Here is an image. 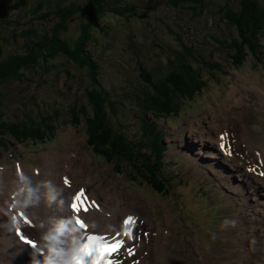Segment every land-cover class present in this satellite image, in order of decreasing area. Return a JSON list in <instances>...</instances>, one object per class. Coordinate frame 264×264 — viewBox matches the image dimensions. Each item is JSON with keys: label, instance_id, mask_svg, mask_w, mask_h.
<instances>
[{"label": "rangeland", "instance_id": "374dc122", "mask_svg": "<svg viewBox=\"0 0 264 264\" xmlns=\"http://www.w3.org/2000/svg\"><path fill=\"white\" fill-rule=\"evenodd\" d=\"M37 1L0 0L2 56L26 51L28 40L21 33L23 29L33 27L40 34L60 20L53 12L47 18L39 17L40 13L53 11L57 2L60 7H66L71 3L84 4L86 0H45L51 6L45 4L34 13L32 9ZM121 1L116 6L126 10L117 14L106 10L93 26L94 39L87 44L97 64V81L89 78L85 68L57 54L35 69L24 70L21 80L0 83V120L39 121L48 131L46 119L49 115L56 116L53 134L42 143L18 142L8 132L1 138L4 144L0 146V165L9 169L6 171L13 170L15 157L23 163L34 184L51 181L58 190L57 200L49 203L46 189L40 186L39 201L34 198L35 206L25 211H34L45 226H51L56 221L70 220L66 203L78 186L86 187L91 197L93 191L98 199L104 198L102 193L108 189L116 192L114 225L121 215L129 212L140 218L145 216L146 224L152 225L153 219L157 222L151 226L156 243L150 239L134 256L140 259V264H264V174L257 177L245 165L233 161L234 157L213 155L214 151L219 152L216 135L225 128L234 137L230 146L235 157H239V152L245 154V149L251 152L250 146L254 143L264 146V96L257 91L259 88L264 92V41L259 40L260 53L247 54L243 64L235 62L229 53L236 55L237 48L228 46L237 35L235 28L216 12L219 6L225 5V0H209L208 6L204 4L194 14L187 5L172 7L153 0ZM213 8L216 10L209 11ZM86 20L80 12L67 15L62 37L71 41ZM213 38L220 40L219 44ZM180 57L201 66V79L207 82L194 100L183 102L175 116L156 121L163 130L166 151L162 170L170 186L162 195L153 192L144 182L119 174L113 162L93 154L85 144L84 113L79 111V120L74 123L68 109L72 104L78 109L84 106L85 113L90 115L92 108L83 89L103 87L112 99L119 101L113 105V128L122 129L131 140L138 141L144 130L141 114L136 113L135 96L144 89L145 81L139 63L156 80L168 73L172 65H179ZM233 93L236 95L230 99ZM242 134L251 137V145ZM75 147L81 159L73 160V187L65 190L57 174L59 163ZM202 163H208L210 171L213 167L216 173L207 174ZM33 164L41 169L37 177L32 175ZM121 168H127L126 173L130 171L128 167ZM8 195L5 186L0 187V236L10 227ZM132 201L141 203L140 207ZM106 216L95 213L92 217L86 215V220L90 224L94 222L91 228L106 229L108 225L102 223ZM159 222L170 234L160 239L162 251L157 252ZM30 230L38 233L35 227ZM142 231H148L143 223ZM142 231L140 237L145 236ZM28 250L19 248L15 253L23 258V264L32 257ZM13 255H8L7 262H12Z\"/></svg>", "mask_w": 264, "mask_h": 264}, {"label": "trees", "instance_id": "16d2710c", "mask_svg": "<svg viewBox=\"0 0 264 264\" xmlns=\"http://www.w3.org/2000/svg\"><path fill=\"white\" fill-rule=\"evenodd\" d=\"M121 0H86L84 4L71 3L66 7H60L57 2L53 11L47 10L39 14V17L47 18L53 12L60 17L48 30L43 33L36 32L33 27L22 30V35L27 37L26 51L21 53H9L2 56L0 47V83L10 79H20L26 69H35L38 64H43L57 54H61L79 68H85L89 78L97 81V64L87 48L88 41L93 40L92 30L97 20L105 15L106 10L113 14L121 13L123 8L116 6ZM170 5H187L196 13L197 8L204 4L209 5V0H165ZM122 2V1H121ZM236 3V4H235ZM49 1L39 0L32 11L37 13L44 8ZM235 4V7L233 5ZM219 6V5H218ZM216 9H210L213 12ZM80 12L86 17L81 24L79 34L71 41L62 37L66 30V17ZM216 12L221 18L235 28L236 37L228 46L237 48V54L229 53L236 63L243 64L247 54H258L261 51L259 40H264V0H226L224 6H219ZM219 44L220 40L213 38ZM189 48V47H187ZM186 48V49H187ZM190 50V49H189ZM179 65H172L162 78L154 79L151 72L139 63L140 72L145 76L144 89L135 96L138 110L143 122V132L138 141L131 140L121 129L113 128L111 115L114 113L113 105L119 103L118 99H112L107 89L84 88L83 91L89 102L92 112L85 113V107L79 109L72 104L68 111L75 123L79 120L78 112L84 113V126L86 146L93 154L101 156L109 162H113L119 171L127 172L130 179L144 182L151 190L166 194L168 189L167 175L163 174L165 164V151L163 130L158 128L156 121L175 116L184 101L194 100L200 93L202 86H206L207 80L201 79V66L194 64L185 57L178 58ZM66 74L70 72L63 70ZM57 114V112H56ZM150 115V119L147 115ZM56 116H48L44 130L39 121L6 122L0 120V144L5 133H10L18 142L35 141L42 143L50 139L55 128ZM82 128V127H81ZM53 136V135H52ZM3 144V143H2ZM144 150V151H143Z\"/></svg>", "mask_w": 264, "mask_h": 264}, {"label": "clouds", "instance_id": "9594fccd", "mask_svg": "<svg viewBox=\"0 0 264 264\" xmlns=\"http://www.w3.org/2000/svg\"><path fill=\"white\" fill-rule=\"evenodd\" d=\"M23 187L18 189L16 195L21 191L25 193V199L21 201H13L11 208L25 210L35 206L32 201L35 198L37 202L40 197L37 195L39 187L46 189V198L49 203L55 202L58 197V190L51 181H44L34 184L31 177L24 174H18V180ZM71 220H60L51 224L44 232L41 240V246L37 252L41 253V259H32V264H73L74 259L79 256V241L73 236L76 229L71 226ZM15 226L16 221H12Z\"/></svg>", "mask_w": 264, "mask_h": 264}, {"label": "bare ground", "instance_id": "6f19581e", "mask_svg": "<svg viewBox=\"0 0 264 264\" xmlns=\"http://www.w3.org/2000/svg\"><path fill=\"white\" fill-rule=\"evenodd\" d=\"M257 91H258V94L259 95L264 96V92L262 90H260L258 88ZM235 95L233 93V95L230 97V99L233 98ZM73 146H75V145H72V147ZM254 156L257 157L256 154H254ZM74 159H81L80 153L78 151L76 152V151L68 150L62 156V159H61V162L60 163L63 165V168H62V166L59 163V168H58V173H57L58 174V177L63 176V175H67L65 173H61V171L62 170H69V169H71V165H72ZM44 161H45V164H49L47 160H44ZM3 174L5 176H2ZM3 174H0V176L2 177L0 179L1 180L0 181V187H2L3 185L5 186V191H7V193L11 196V198L13 199V201L16 200V201H21L22 202L24 200V198L22 197V191L19 193V195H16L17 190L18 189H21L20 183L17 182L18 178H16V180H15L13 178L14 177L13 176V172L12 171H6V169L3 171ZM4 182H5V184H4ZM71 183H72V180H71ZM9 195H8V197H9ZM107 196L109 197V200L112 201L116 197V192L115 191L108 192V195ZM92 197H95V195H94L93 192H92ZM109 204H112V203H109ZM70 214H71V212H70ZM94 214H95L94 211L92 210V208H90L89 211H87L85 213H81L80 216L81 217L84 216L85 219H86V215H91V217H92V215H94ZM58 216H59V214H58ZM64 219H65V217H64ZM165 219L167 220V217H165ZM115 220H117V215H116L115 210H113V208H112L111 210H109L108 216L105 217V222L102 221V223H106L109 226V227L107 226L106 230H109V231H112L113 230L112 229V226L114 225ZM93 224H94V222H91V224L88 222V228H87V230H89L91 227H93ZM158 224H159V226H158V233H157L158 243H157V246H156L157 252L158 251H162L161 246L163 245L159 241V239L162 238V237H164V235L169 232V231H167V229L164 228V226L160 222ZM72 227L76 229V232L73 233V236L78 239L79 236H80V229L78 227H76L75 225H73ZM106 230L105 231H101V232H106ZM12 232H13V229L10 226L8 228L7 233L0 236V249L2 251L0 253L1 254L0 255V264H7V263L8 264H12V262H7L8 255L10 256V255H13V254L17 253V250H19V248L20 249H28L26 245L22 244L20 242V240L18 238H16V236L15 237L14 236H11V233Z\"/></svg>", "mask_w": 264, "mask_h": 264}, {"label": "snow or ice", "instance_id": "6c2138e0", "mask_svg": "<svg viewBox=\"0 0 264 264\" xmlns=\"http://www.w3.org/2000/svg\"><path fill=\"white\" fill-rule=\"evenodd\" d=\"M19 170V167H18ZM65 183H68L66 178ZM94 203V202H92ZM92 203L88 202L87 196L84 190H81L77 195L73 198V202L71 204V209L74 213L79 214L81 211L87 212L89 211ZM25 224L29 223V220L26 216V213L19 214ZM16 221V218L14 217ZM133 219L128 217L125 219L124 224L128 225L129 223H133ZM76 225L80 227L82 230H86V225L82 221L81 218H77L75 220ZM17 234L20 235V229L17 228ZM119 234H117L118 236ZM127 236H131L132 232L129 229L128 232L125 233ZM20 238L24 240L26 244H31L32 247L37 248L36 244L32 241L25 239L23 235H20ZM87 243H84L83 246L79 249V252L82 254L74 259L73 264H111V261L107 258L112 257L115 253H117L121 247H123L124 242L120 239H116L113 237L115 242L109 243L102 237H98L96 235H88L86 237ZM96 241H102L101 243H96ZM39 250V248H37Z\"/></svg>", "mask_w": 264, "mask_h": 264}, {"label": "flooded vegetation", "instance_id": "af4514ba", "mask_svg": "<svg viewBox=\"0 0 264 264\" xmlns=\"http://www.w3.org/2000/svg\"><path fill=\"white\" fill-rule=\"evenodd\" d=\"M153 1H155V2H158V3H162V4H165V5H167V6H169L170 4H168L165 0H153ZM226 1V0H225ZM170 6H172L173 7V5H170ZM147 8H149V7H147ZM122 10H126V8H123ZM152 10V9H151ZM154 11V10H153ZM221 17V16H220ZM223 19V18H222ZM224 20H225V18H224ZM226 21V20H225Z\"/></svg>", "mask_w": 264, "mask_h": 264}]
</instances>
